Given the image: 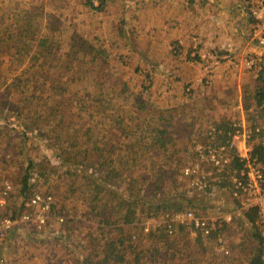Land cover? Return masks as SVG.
<instances>
[{"label": "rangeland", "instance_id": "rangeland-1", "mask_svg": "<svg viewBox=\"0 0 264 264\" xmlns=\"http://www.w3.org/2000/svg\"><path fill=\"white\" fill-rule=\"evenodd\" d=\"M102 1L97 8L99 0H0V166L13 186L5 206L0 208V217L15 218L33 193L53 197L42 230L32 228L28 221L15 224L0 245V256L7 258L8 264H101L106 239L118 234L114 226L120 223L113 222L119 215L117 202L110 201L108 206L102 207L104 201L92 198L91 189L80 179L83 168L73 169L77 176L64 172L53 154V125L42 119L51 109L53 111V95H57L53 91V76L60 78L61 69L53 57L46 59L39 52L42 50L39 38L47 35V43L59 47L63 54L73 35H79L100 48L103 63L91 62L88 53L82 72L67 73V78L74 77L75 82H69L70 100L59 97V102L60 110L66 112L65 118L71 119L70 124L76 121V110L88 111L92 125L105 119L95 108L114 105L124 111L131 110L132 92L143 95L150 104L147 116L140 115L148 120L157 118L159 111L176 107L179 113L171 112L178 118L173 119L171 129L177 144L176 163L167 168L158 185L146 179L141 184L142 190L135 191L136 196L142 195L138 197L147 203H182V210L191 208L204 217L231 215V221L220 230V243L213 236L197 240L196 236H191L194 230L190 226L174 223V232L164 239L167 245L157 251L151 261L155 237L149 235L150 230L165 228L166 214L180 210L150 213L152 216L141 211L142 232L137 235L135 248L142 255L138 264L144 260L147 264H171L163 257L178 255L179 249L186 255L184 264H248L251 248L258 252V240L253 238L256 227L245 221L246 210L238 209V201L232 193L235 165L231 160L239 153L249 157L252 145L264 140V113L257 109L253 98L256 85L264 82L263 0L237 3V8L245 15L243 27L247 30L243 34L239 32L247 42L244 48L241 41L234 51L219 50L213 45L200 50V45H196V49L187 53V48H181L180 53L178 39L168 44L159 43L158 48L151 49L150 41L140 38V34L137 37L129 25L132 0ZM106 17L112 21H107ZM20 30L35 34L29 36L25 32L19 39ZM148 54L158 61L157 69L147 63ZM180 57L187 58L192 66L186 68V64L179 62ZM22 69L27 71L22 72ZM14 75L33 80L25 90L15 88L10 85ZM25 97H30L26 102L32 100L30 105L20 106L23 109L20 121H33L39 115L36 112L42 116L37 118L40 119L38 125L30 124V134H23L24 130L16 122L17 116L7 110L9 103L23 104ZM225 123H229L233 131L246 132L247 136L239 135L234 140L229 164L221 170L223 173L216 175L215 166L208 159L197 161L198 151L206 153V145L218 147L214 142L216 134L210 133L207 126ZM60 132H64L63 129ZM29 162L33 168L32 185L23 193V169ZM195 163H198L199 173L209 175L210 184L203 190L191 189L190 179L181 173L184 166ZM134 186L138 188L139 183L135 182ZM91 199H95L94 208ZM105 199L109 200V196ZM187 200H191V205ZM142 209L145 210L140 207ZM59 215H64V221L57 219ZM110 217L111 223H104ZM133 224L136 222L130 225ZM126 232L132 233L133 229H125ZM220 246L228 248L229 254L219 252ZM127 260L132 261L125 264H134L133 255Z\"/></svg>", "mask_w": 264, "mask_h": 264}, {"label": "trees", "instance_id": "trees-1", "mask_svg": "<svg viewBox=\"0 0 264 264\" xmlns=\"http://www.w3.org/2000/svg\"><path fill=\"white\" fill-rule=\"evenodd\" d=\"M102 3L103 1L99 0L97 8H100ZM25 32L28 33V31L22 32V30L17 32L18 38H22V34ZM33 34L35 33L30 31L28 33L29 36ZM39 41V47L42 49L39 52L42 56H46V59L47 57L51 59L53 57V61H57L59 69H61L60 78L53 76V91H56L58 95H53V111L51 109V113L49 112L44 118L39 112H36V114H39L37 118H42L45 123L53 125V154L57 158L55 159L58 160V165L64 169L65 173L77 176V172H74L73 169H84L80 179L91 189L94 195L92 198L97 197L99 200L104 201L102 207L103 205L108 206L110 201L115 200L117 202L115 207L119 215L117 216L118 219H114L113 222L117 220L120 223V225L114 226L118 234L115 238L108 237L106 239L101 264H125L132 261L127 260L131 255H133L134 264H138V261L142 259V255L138 254L135 248L137 235L142 232V226L139 224L141 211H146L147 214L152 216V214H158L159 211L182 210L184 207L182 203L173 204L166 201L147 203L138 197L142 195L138 194L136 196L135 194V191L142 190L141 184H144L146 179H150L154 185H158L161 176L167 172V168L176 163L177 152H175V148L177 144H175L174 132L171 129L174 126L173 119L178 120V118L171 112L176 110V113H179V111L176 107H169L170 109L159 111L157 118L148 120V118L146 119L140 115L147 116L146 111L149 109L150 104L144 99L143 95L132 92L130 93L131 110L124 111L114 105L95 108L96 111L98 110L105 116V119L100 120V122L97 121L93 125L89 122L91 115L87 114L88 111L84 112L82 110L79 112L76 110L74 113L76 121L70 124L71 119L65 118L66 112L60 110L61 103L59 102V97L70 100V96L67 95L70 94L68 90L69 82H75L74 77L72 80L67 78V73L70 72L75 75L82 72L84 70L83 64L86 63L84 58L88 53L91 55V62L95 60L97 65L103 63V60L100 59V48L91 45L79 35H73L70 46L62 50L63 54H60L61 49L59 47L47 43V35L42 34ZM21 71L26 72L27 70L22 69ZM259 73H262V69ZM32 80L23 78L22 75H14L10 85L25 90L31 84L29 81ZM34 81L37 82V80ZM253 98L257 109L264 113V82L256 85ZM29 99L30 97H25L23 104H18V102L9 103L7 106V110L12 111L11 113L17 116L16 122L24 130L23 134H26V132L32 133L30 124L36 123L38 125L40 120L34 118L33 121L28 123L20 121L23 115V109L21 108L30 105L32 99L26 102ZM95 104L97 105V102ZM246 106L248 107L249 104ZM49 126L51 127V125ZM216 127L221 129L220 133H216L214 139V142L219 145L229 138L228 133H232L233 128L229 123L218 124ZM61 129L64 132H60ZM250 155L256 157L259 161L264 160V140L252 145ZM231 164L239 169L242 166L237 157L232 158ZM141 169L144 171L138 174L137 172H140ZM23 171L21 192L27 193L32 185L30 183L33 174L31 162L25 166ZM158 173L160 175L156 177L155 175ZM135 182L139 183L138 188L134 186ZM106 196H109V200L105 199ZM91 200L92 208H94L96 206L95 199ZM190 202L191 200H187L189 205H191ZM138 207L139 210H137ZM140 207L145 208V210H140ZM104 211L103 209V213ZM243 215L246 218L245 221L254 226L256 215L252 209L245 211ZM110 219L111 217L105 220L104 223L109 225L111 223ZM134 221L136 224L130 225ZM106 224L105 226H107ZM129 228H132L133 232L125 233V229ZM104 229L102 228V230ZM159 229V227L151 229L149 232L151 237H155L154 245L151 247V261L156 258L155 253L167 245L164 239L170 236L165 228ZM254 231L253 238L258 240L257 230ZM201 237L198 234L195 239L199 240ZM251 250L248 264H258L257 251L255 252L254 247ZM163 258L170 260L171 264H184L186 255H182L179 249L178 255L170 254ZM144 262L140 264H147V261L144 260Z\"/></svg>", "mask_w": 264, "mask_h": 264}, {"label": "built area", "instance_id": "built-area-1", "mask_svg": "<svg viewBox=\"0 0 264 264\" xmlns=\"http://www.w3.org/2000/svg\"><path fill=\"white\" fill-rule=\"evenodd\" d=\"M207 129L214 135L221 132L216 125H209ZM246 134V132H240L239 130H234L232 133L229 132V138L224 143L218 145V147L206 145L207 154L199 150L197 161H202L205 158L208 159L215 166L213 168H215L216 175H220V173H223L221 170H225L224 167L229 164L232 158L229 151L233 147L234 140L238 139L239 135L245 138L247 136ZM243 151L246 152L245 145H243ZM237 158L242 163V166L240 169L233 168L232 193L238 201L239 210L249 211L252 209L256 215L254 224L258 234V264H264V160L259 161L256 157H251L250 153L249 157L239 153ZM199 171L198 163L190 164L182 168V175L190 179L189 187L191 189L203 190L210 184L209 175L199 173ZM12 188L11 180L5 175L4 170L0 166V208L5 206L8 193L12 191ZM52 202L53 197L51 194L41 195L39 193H33L23 203L24 209L22 211L20 210L21 212L19 211L15 218L0 217V245L9 229L20 222L28 221L31 223L30 226L32 228L42 230ZM166 216L168 217V221L165 229L169 234L174 232V223H178L190 226L194 230L191 236L194 235L195 237L198 234L204 237L213 236L217 238L218 243L222 242L220 230L231 221L230 214L223 217L210 218L198 214L191 208L166 214ZM57 219L62 222L65 217L64 215H59ZM218 251L225 255L229 254V249L224 246H220ZM0 264H8V259L0 256Z\"/></svg>", "mask_w": 264, "mask_h": 264}, {"label": "crops", "instance_id": "crops-1", "mask_svg": "<svg viewBox=\"0 0 264 264\" xmlns=\"http://www.w3.org/2000/svg\"><path fill=\"white\" fill-rule=\"evenodd\" d=\"M132 1L133 4L129 2L131 4L129 25L136 32L137 37L140 34V38L144 37L150 41L151 49L158 48L159 43L168 44L170 40L176 39L179 40L177 46L180 53L181 48H187V53L196 49V45H200V50L202 47L206 49L213 45L219 50L229 51L238 49L237 46L241 41L242 48L246 46V40L239 33L243 34L247 30L243 27L245 15L237 8V3L241 0ZM121 14L126 16L124 12ZM106 18L107 21H112L111 18ZM136 48L139 49V46ZM146 56L151 68L157 69L158 61H155L150 54ZM179 62L186 64L188 66L186 68L192 66L187 58L180 57ZM190 70L196 73L195 70ZM181 78L188 77L181 76Z\"/></svg>", "mask_w": 264, "mask_h": 264}]
</instances>
